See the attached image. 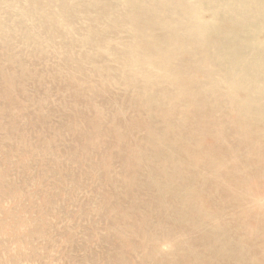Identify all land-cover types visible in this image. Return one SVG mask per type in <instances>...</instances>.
<instances>
[{"label": "bare ground", "instance_id": "bare-ground-1", "mask_svg": "<svg viewBox=\"0 0 264 264\" xmlns=\"http://www.w3.org/2000/svg\"><path fill=\"white\" fill-rule=\"evenodd\" d=\"M63 142L83 167L60 195L92 179L81 213L101 250L56 233L67 206L22 177L35 153L58 172ZM8 144L0 231L80 236L88 264H264V0H0Z\"/></svg>", "mask_w": 264, "mask_h": 264}, {"label": "rangeland", "instance_id": "rangeland-1", "mask_svg": "<svg viewBox=\"0 0 264 264\" xmlns=\"http://www.w3.org/2000/svg\"><path fill=\"white\" fill-rule=\"evenodd\" d=\"M59 122L60 121L58 120V116L53 113L47 116L46 121H39L41 127L39 131L31 132L30 129L27 128L26 133L27 134L36 133V132L45 133L48 132L47 128L53 126L56 127L58 126ZM69 146L70 144L65 142L60 143V145L59 144L57 145V148L59 147L61 148L64 158V160L61 163V166L59 167L58 172H55L53 169H49V168L44 170V165L41 162V154L39 155L35 153L33 156L34 160H33L32 169L29 171L28 174L22 175V177H26L25 179L27 180L33 177L39 179L37 189L39 192H41V194L52 193L55 195L56 198L60 197L65 207L67 206L66 209L71 214V216L68 219V222L65 220V218L63 219V217L54 218L53 216H50L51 220L54 221L53 230L55 229L56 233L58 232L63 238H69L71 237L72 234L70 232L71 227L76 226V228L85 231L84 234L88 238L89 246L94 248L96 247L98 250H101L100 246L97 245L98 242L96 236V229L89 222L86 215L81 213L83 210L87 211L88 206L90 205L89 204L90 201H88V199L89 196L93 193L92 179L90 177L88 178L83 177V180L80 181L81 183L74 182L72 185H70L68 195H63V197L60 195L61 193L60 190L62 189L61 186L63 185V183L59 181L60 179L65 178L64 173L70 171L72 168L77 169L78 167L79 168L83 167L80 158H77V156L73 155V150ZM9 147H10L9 144L1 147L0 155L2 149L7 150ZM18 152L17 150L12 151L10 154V158L15 160L17 158ZM14 163L10 164L9 167L13 170H16L15 167L16 165ZM82 201H84L85 203H83ZM7 204L9 205V207L14 206V204L10 201H8ZM28 215L29 212L27 210L21 211V216L27 217ZM99 226H103V224L100 223ZM20 228L21 229L27 228V223L23 222L20 225ZM79 243H80V236H76L74 242L72 241L70 243L62 242L51 246L44 237L29 238L23 235H15V232L12 230L11 227H9L4 231H0V264H14V262L9 258L11 255H15L16 262L18 264H37L40 260L44 264H88L84 258L83 251L80 250L79 248ZM33 251H38L40 254H43V256L39 257L35 253H33ZM99 258L101 259V257Z\"/></svg>", "mask_w": 264, "mask_h": 264}]
</instances>
